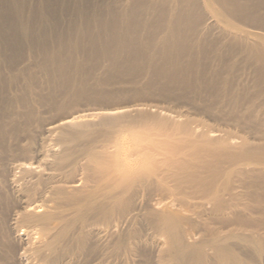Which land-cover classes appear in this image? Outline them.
Instances as JSON below:
<instances>
[{
  "label": "bare ground",
  "instance_id": "bare-ground-1",
  "mask_svg": "<svg viewBox=\"0 0 264 264\" xmlns=\"http://www.w3.org/2000/svg\"><path fill=\"white\" fill-rule=\"evenodd\" d=\"M227 2L234 16L246 8L253 20L260 15L264 18V0ZM189 3V11L168 19L167 32L159 38L162 64L172 75L174 70L190 71L193 64L204 75L211 71L209 80L216 81L225 73L212 68L211 63L218 61L230 71L264 49V32L257 31L262 29L250 24L226 27L204 4L205 19L192 29L188 19L197 7L193 1ZM139 4L129 13L122 10L117 18L94 17L93 22L82 20L75 27L80 41L74 47L85 40L91 52L110 58L111 77L118 70L127 74L130 65L139 62L148 49L145 42L141 44L142 34L137 30ZM166 12V6L157 11L159 16ZM46 31L58 41L62 34L74 32L63 30L57 19L44 21L37 34ZM21 34L32 33L23 24ZM194 36L206 44L200 54L191 55ZM33 40V48H42L44 41ZM150 40L147 35L148 44ZM210 52L215 58L208 61ZM60 58V54L48 55L49 71H63L54 67ZM159 69L160 73L163 69ZM250 73L242 74L239 81L250 84ZM169 79L156 85L168 88L173 82ZM261 82L263 85L264 69L256 84ZM3 99L1 95L0 111ZM139 111V105H131L86 109L52 120L44 114L40 126L34 125V146L29 147L26 138L19 141L22 151L28 150L26 157L9 155L0 165V194H7L13 204L7 206L2 221L7 245L0 249V264H264V124L241 136L224 129L211 130L205 121L190 120L183 113L167 112L168 121H183L180 125L185 129L171 136L172 144L179 148L157 161L159 155L168 156L158 150L164 142H158L143 118L136 119ZM17 115L0 112V148L5 149L2 133ZM34 115L41 117L38 112ZM109 128L118 130L115 148L107 152L106 143L89 137ZM233 154L241 162L225 166L222 158ZM107 155L112 163H107ZM159 173L191 178L196 186L200 184L198 191L203 197L183 201L172 195L165 199L146 196L147 188L159 181ZM5 195H0V202L7 199ZM121 206L124 211L112 219ZM184 207L187 209L182 210Z\"/></svg>",
  "mask_w": 264,
  "mask_h": 264
},
{
  "label": "rangeland",
  "instance_id": "rangeland-1",
  "mask_svg": "<svg viewBox=\"0 0 264 264\" xmlns=\"http://www.w3.org/2000/svg\"><path fill=\"white\" fill-rule=\"evenodd\" d=\"M138 1L142 7L137 30L142 34L141 44L145 42L148 49L141 53L139 62L130 65L127 74L123 75V70L122 72L118 70L116 76L111 77L113 69L110 58L99 57L91 52L85 40L81 42V46L74 47L76 42L80 41L75 27L82 20L93 22L94 17L117 18L122 10L129 13L136 8ZM191 1L195 5L194 8L197 7L196 14H191L188 19L194 30L196 25L199 28L198 26L205 19L206 7L218 16L226 27L244 28L245 25L250 24L256 29H262L257 31L264 32L262 15L259 18L254 17L256 20H253L246 8L243 11L239 10L238 14L233 12L234 16L226 0ZM191 1L0 0V28L3 30V35H0V89L5 100L4 108L0 112L18 113L14 124L7 125L2 133L1 140L5 142V149L0 148V165H4L9 155L26 157L28 150L22 151L19 141L26 138L29 147L34 146L36 141L34 125L40 126L44 114L47 115V119L52 120L57 119L58 116L82 112L86 109H114L139 105L141 113L136 119L143 118L144 122L153 128L158 142H164L160 147L158 146L159 152L168 154V156H157V161L169 157V152L179 148L172 144L171 136L185 129L180 125L183 121L178 124L168 121L165 116L167 112L183 113L190 120L205 121L211 130L224 129L241 136H245L244 133L252 130L253 126L264 124V84L262 85V82L260 85L256 84L259 71L264 69V49L260 48L259 52L251 55L247 61L245 59L238 62L230 71L224 69V64L218 61L211 63L212 68L220 69L225 73L224 77L216 81L209 80L212 78L211 71L204 75V71L193 64L189 65L190 71L179 73L174 70V75L163 66L160 55L162 39L159 38L167 32L168 19L180 11H189ZM244 2L246 3L247 0H238L239 4ZM165 6L168 12L164 13V16H159L158 9L160 7L163 9ZM55 19L59 21L63 30L73 29L74 32L62 34L59 41L57 36L51 35L48 31L43 34L40 32L38 36L37 33L44 26V21L52 23ZM23 24L30 29L31 35L21 34ZM90 27L95 28L93 25ZM147 35L151 36L149 44L146 41ZM36 37L44 41L42 48L46 51L42 48H33L32 42ZM203 40L198 36L193 37L195 45L191 55L200 54V48L206 44ZM210 47L212 50L215 49L212 45ZM49 54L61 55L60 62H56L54 67L55 70H59L58 65L63 71H49L51 68L46 67ZM187 55L188 52L184 53L183 57ZM150 57L152 60L149 62ZM214 58L213 52L206 54L208 61ZM207 67L211 69L208 65ZM159 68L163 69L160 73ZM166 71L171 74L170 77H167ZM248 71L251 72L252 81L245 85L238 78ZM165 78H170L169 81L173 80L168 88L156 85L165 83ZM251 111L258 114L251 115ZM34 112L41 113V117L31 116ZM117 130L109 128L89 138L100 139L107 144V152H110L115 148ZM258 156L260 155H255L256 158ZM112 161L113 159L107 155V163ZM231 161H238V158L233 154L221 160L225 166ZM74 169L76 167H73V171ZM158 177H160L159 181L147 188L146 196L155 195L165 199L172 195L183 201L203 197L198 191L200 184L196 186L191 178L175 179L165 173H159ZM0 195L3 197L5 194ZM9 196L12 198L10 194ZM7 206L10 208L13 206L11 199H2L0 249L6 248L7 238L3 236L5 233L2 232L4 228L2 221ZM184 209L187 208L184 207L182 210ZM122 211L124 206L117 208L112 219L116 220Z\"/></svg>",
  "mask_w": 264,
  "mask_h": 264
}]
</instances>
